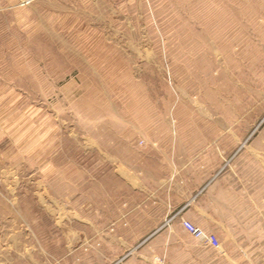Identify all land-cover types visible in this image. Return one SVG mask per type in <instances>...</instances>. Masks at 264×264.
Masks as SVG:
<instances>
[{
    "label": "rangeland",
    "instance_id": "1",
    "mask_svg": "<svg viewBox=\"0 0 264 264\" xmlns=\"http://www.w3.org/2000/svg\"><path fill=\"white\" fill-rule=\"evenodd\" d=\"M172 167L191 196L221 167L247 179L260 237L264 0H0V189L44 236L35 264L165 240L152 206ZM240 247L263 263L264 242Z\"/></svg>",
    "mask_w": 264,
    "mask_h": 264
},
{
    "label": "crops",
    "instance_id": "2",
    "mask_svg": "<svg viewBox=\"0 0 264 264\" xmlns=\"http://www.w3.org/2000/svg\"><path fill=\"white\" fill-rule=\"evenodd\" d=\"M173 169L175 168L172 167L166 176L160 173L162 197L159 203L154 201L155 207L152 206L153 210H161L160 229H163L165 240L131 247L127 251L128 255L117 259L114 264H255L253 251L249 250L248 253L245 249L243 253L244 250L240 246L264 242V205L262 208L255 205V219L261 217L263 222L260 228L262 234L260 237L254 236L252 227L245 225V219H248L250 214L245 216L242 206L243 197L250 196L248 180L238 174L224 172L221 167L196 196H191V193H183L179 170ZM7 192L0 189V264H35L34 259L42 258L45 252L44 236L38 233L29 234L24 230L21 226L22 223L26 225L24 218L16 220L10 217V209L5 200ZM204 192H207L208 196ZM134 210L137 212V207ZM180 219L217 236L220 240L219 250L204 246L202 241L194 238L176 239L177 235L184 238L186 234L179 223ZM88 226L87 232L91 233L90 221ZM235 230L239 231V235H236ZM103 235V231L95 228L94 238H101ZM60 245L57 243L59 249ZM65 249L70 253L72 262L71 248L65 246ZM98 254L100 255V252ZM261 261L264 264V256Z\"/></svg>",
    "mask_w": 264,
    "mask_h": 264
},
{
    "label": "built area",
    "instance_id": "3",
    "mask_svg": "<svg viewBox=\"0 0 264 264\" xmlns=\"http://www.w3.org/2000/svg\"><path fill=\"white\" fill-rule=\"evenodd\" d=\"M179 223L181 224V227L188 236L190 235L194 239L202 241L204 243V246H207L214 250H219L220 240L217 236L212 233L201 230L200 228L196 227L193 223L188 222L184 219H180Z\"/></svg>",
    "mask_w": 264,
    "mask_h": 264
}]
</instances>
